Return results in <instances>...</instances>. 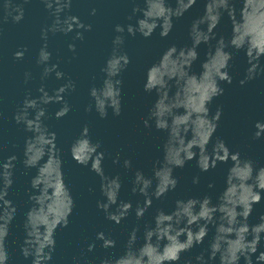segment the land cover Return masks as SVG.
I'll return each mask as SVG.
<instances>
[{
	"label": "clouds",
	"instance_id": "1",
	"mask_svg": "<svg viewBox=\"0 0 264 264\" xmlns=\"http://www.w3.org/2000/svg\"><path fill=\"white\" fill-rule=\"evenodd\" d=\"M28 2L2 0L0 24L7 23L9 18L13 23H20L24 19L23 5ZM41 3L54 17L50 26L41 29L44 44L36 61L44 66L41 79L54 74L56 80L65 82L51 94L41 84L37 89L40 95L36 98L30 93L26 95L12 117L17 125H23L26 133H31L25 138L22 164L25 169L37 170L30 180V207L25 213V235L20 245V254L26 260L30 258L31 264H48L52 260L56 248L55 233L58 228L68 227L75 208L71 189L64 178L63 154L56 145L57 134L49 130L44 119L49 104L60 105L54 113L55 119L68 116L73 106L65 97L74 92L77 85L71 77L66 78L58 64L50 63L52 53L48 50V34L74 33L73 40L83 41L84 33L92 30L91 24H85L77 16L61 18L62 13L71 9L72 0H41ZM143 3L144 7H141L135 2L132 15L128 16L131 21L139 14L134 24L115 26L117 34L112 40L111 53L100 68V84L93 83L88 90L90 102L84 109L86 113L95 110L101 119L108 116L109 109L115 116L121 114L122 74L132 62L124 50L125 33L148 39L159 28L160 37L167 38L173 30L174 19L183 17L197 0H175V7L167 0H143ZM96 12L93 8L91 15ZM225 14L231 23V34L227 39L223 35L217 37L215 31ZM189 38L190 46H169L159 61L146 71L144 91L155 92L157 99L143 124L146 128L154 124L156 130L167 133V138L163 144V160L154 164L153 176L146 177L140 170L134 173L131 192L144 197L142 204L136 203L135 217L142 220L153 199L160 200L174 191L178 179L173 176V170L183 168L194 159L201 172L231 161L226 187L216 203L210 196H204L178 199L170 213L156 209L152 223L144 226L143 243L139 247H136L140 231L137 226L129 233L123 254L115 258L106 256L99 264H181L183 253L204 244L210 225L215 234L207 249L194 257L195 264H211L217 260L218 264H241V260L243 264H264V251H258L264 241V215L260 216L259 223H249L253 206L264 199V166L257 168L253 160L242 159L240 152H232L219 137L212 143L211 151L208 150L221 117L220 109L212 114L208 105L223 94L220 82H232L228 69L234 52L243 51L248 64L241 85L264 75V0H204L203 15L192 21ZM213 40L216 41L214 46ZM201 44L208 45L209 51L201 64L202 71L196 74L191 69L199 58L197 49ZM76 47L75 43H69L68 51L75 53ZM26 51V48L16 51L13 59L23 60ZM30 78L31 73L26 72L25 83ZM30 110L35 112L34 116ZM254 127L253 138L260 139L264 135V122L257 121ZM100 149L101 143L93 142L86 123L70 144L69 153L76 164L89 167L100 178V192L104 199L97 201V208L104 213L106 220L119 225L133 211V203L119 198L121 178L105 174V153ZM18 159L11 155L0 162V264H9L10 260L7 238L17 208L8 197ZM113 163L120 164L119 154ZM123 168L131 170L132 161L124 159ZM193 183H199V178H194ZM209 187L213 185L209 184ZM95 240L105 250L117 246V240L104 231H98ZM95 247L93 242L87 250L91 252ZM182 264H193V259H185Z\"/></svg>",
	"mask_w": 264,
	"mask_h": 264
},
{
	"label": "water",
	"instance_id": "2",
	"mask_svg": "<svg viewBox=\"0 0 264 264\" xmlns=\"http://www.w3.org/2000/svg\"><path fill=\"white\" fill-rule=\"evenodd\" d=\"M135 2L144 7L143 0H72L71 9L62 13L61 18L65 15L77 16L85 24H91L92 30L84 33L83 41L73 40L74 33L48 34V50L52 53L50 63L58 64L59 69L66 74V78L71 77L77 85L76 90L65 97L73 106L68 116L57 120L54 118V113L60 105L46 106L48 114L44 123L50 131H55L57 134L56 145L63 154L65 182L69 185L75 200V208L69 217L68 227L58 228L55 233L56 248L48 264H77V262L99 264L106 256L118 257L123 254L133 227L138 226L140 229L136 247L143 243L144 226L152 223L156 209L170 213L175 208L176 200L204 196H210L213 203H216L226 187L225 181L231 161L228 164L220 163L208 172H201L194 159L187 162L183 168L173 170V176L178 179L174 191L160 200L153 199L152 206L142 220H137L135 217L136 203L139 201L142 204L144 197L131 192L134 173L140 170L146 177L153 176L154 164L163 160V144L167 138V133L156 130L154 124L151 128H146L143 124L157 99L155 92L144 91L146 71L159 61L162 53L169 46L175 44L179 48L191 45L189 28L194 19L203 15L204 0H197L183 17L174 19L173 30L167 38L160 37L159 28L148 39L139 34L132 37L125 33L124 50L127 51L132 62L122 74L121 114L115 116L109 109L108 116L101 119L95 110L91 113L84 111L90 102L88 90L93 83L97 86L100 84L102 78L100 68L111 53L112 40L117 34L114 31L115 26L134 24L139 16L137 14V17L128 20ZM167 3L175 7V0H167ZM23 7L24 19L20 23H13L9 18L7 23L0 24V162L11 155L19 158L14 170V184L9 189L8 197L17 208L7 238L9 264H31L30 258L26 260L20 254V245L25 235L23 228L25 213L30 207L28 199L30 180L37 172L35 168L25 169L22 164L25 138L31 133H26L23 125H17L12 117L26 95L30 93L32 98L40 95L37 89L41 84L51 94L65 82L56 80L54 74L42 80L44 66L36 62L39 49L44 44L41 39V29L50 26L54 17L45 9L41 0H29ZM93 8L97 10L96 15H91ZM215 31L217 37L223 35L227 39L230 36L231 23L226 14ZM69 43L76 44L75 53L68 51ZM215 43L216 41L213 40L212 45L214 46ZM24 48L27 49L24 59L14 60L13 53ZM197 51L199 58L193 63L191 71L199 74L202 71L201 64L209 51L208 45L201 44ZM247 67L243 51L234 52L228 69L232 82H220V87L224 90L223 94L215 97L208 105L212 114H215L217 109L221 110L218 127L212 142L208 145V150L211 151L212 143L219 137L232 152H240L242 159L253 160L255 167L259 168L264 166V135L260 139H254L253 133L256 131L255 123L264 122V75L241 85L240 81L244 79ZM26 72L31 73L27 83H25ZM30 114L34 116L35 112L30 110ZM86 123L93 142L99 141L100 151L105 153L103 161L105 174L119 175L121 178L122 188L119 198L133 203V211L119 225L106 220L104 213L97 208V201L104 199L100 192V178L90 171L89 167L76 164L69 153L70 144L79 136ZM117 154L120 156V164L113 163ZM124 159L132 161L131 170L123 168ZM196 177L199 178V183H193ZM209 184L213 187L210 188ZM262 215H264V199L253 206L249 223H259ZM98 231L111 234L117 240V246L107 250L101 248L100 242L95 240ZM214 234L215 229L210 225L204 244L193 248L191 252L183 253L181 264L188 258H192L195 264L194 257L207 249ZM93 242L96 247L89 252L88 245ZM258 251H264V241ZM211 264H218V260Z\"/></svg>",
	"mask_w": 264,
	"mask_h": 264
}]
</instances>
